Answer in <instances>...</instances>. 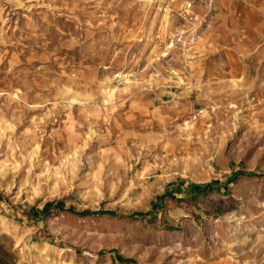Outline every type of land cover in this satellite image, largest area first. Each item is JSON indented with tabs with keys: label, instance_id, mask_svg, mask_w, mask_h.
<instances>
[{
	"label": "rangeland",
	"instance_id": "rangeland-1",
	"mask_svg": "<svg viewBox=\"0 0 264 264\" xmlns=\"http://www.w3.org/2000/svg\"><path fill=\"white\" fill-rule=\"evenodd\" d=\"M0 234L18 264H264V0H0Z\"/></svg>",
	"mask_w": 264,
	"mask_h": 264
},
{
	"label": "crops",
	"instance_id": "crops-1",
	"mask_svg": "<svg viewBox=\"0 0 264 264\" xmlns=\"http://www.w3.org/2000/svg\"><path fill=\"white\" fill-rule=\"evenodd\" d=\"M193 190V189H192ZM197 190H201L200 187H195V189L192 191V193H190V197H193L194 195L196 196V191ZM184 193H188V190H183ZM194 192V194H193ZM189 198V197H188ZM5 235L7 238L9 237L8 234H0V236ZM17 253V247L16 244H11V245H7V244H0V264H18V259L13 258V260H10V257L12 256V254H16Z\"/></svg>",
	"mask_w": 264,
	"mask_h": 264
},
{
	"label": "trees",
	"instance_id": "trees-1",
	"mask_svg": "<svg viewBox=\"0 0 264 264\" xmlns=\"http://www.w3.org/2000/svg\"><path fill=\"white\" fill-rule=\"evenodd\" d=\"M231 182H232V181H231ZM231 182H230V183H231ZM207 187H208V189H212V187H211V183L208 184ZM213 191H214V190H213ZM211 192H212V191H211Z\"/></svg>",
	"mask_w": 264,
	"mask_h": 264
},
{
	"label": "built area",
	"instance_id": "built-area-1",
	"mask_svg": "<svg viewBox=\"0 0 264 264\" xmlns=\"http://www.w3.org/2000/svg\"><path fill=\"white\" fill-rule=\"evenodd\" d=\"M201 2H211V0H200Z\"/></svg>",
	"mask_w": 264,
	"mask_h": 264
},
{
	"label": "bare ground",
	"instance_id": "bare-ground-1",
	"mask_svg": "<svg viewBox=\"0 0 264 264\" xmlns=\"http://www.w3.org/2000/svg\"><path fill=\"white\" fill-rule=\"evenodd\" d=\"M171 46V45H170Z\"/></svg>",
	"mask_w": 264,
	"mask_h": 264
}]
</instances>
